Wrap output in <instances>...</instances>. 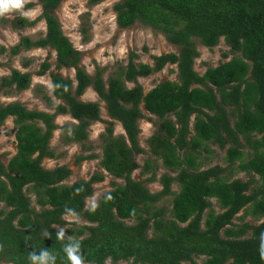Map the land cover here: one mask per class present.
Segmentation results:
<instances>
[{"label":"trees","instance_id":"16d2710c","mask_svg":"<svg viewBox=\"0 0 264 264\" xmlns=\"http://www.w3.org/2000/svg\"><path fill=\"white\" fill-rule=\"evenodd\" d=\"M62 1L38 0L45 35L34 42L22 39L12 49L14 55L20 48L50 49L56 54L57 69L73 68L75 80L51 75L53 98L61 103L53 115L28 111L19 103L0 106V127L9 118L17 127L15 155L6 166L0 160V204L4 205L0 264H30L28 253L43 247L56 255V264H68L62 248L67 240H58L56 233L68 226L63 218L69 215L86 224L65 230V237L81 241L85 264H196L201 258L202 264H264V221L258 226L246 222L264 219V0L117 3L118 28L139 23L158 30L180 51L154 57L153 66L130 61L107 83L100 72L91 78L78 67L79 53L53 15ZM5 23L0 17V24ZM221 39L233 59L207 68L203 75L196 73L197 44L212 50ZM166 65L177 67L178 83H161L146 95L140 86L126 88ZM48 70L44 64L39 76ZM30 86V74L14 70L1 79L0 94L4 89L21 93ZM90 88L105 104L109 119L124 131V136H114L112 129L106 130L100 160L101 168L123 185L114 184L112 192L86 209L93 185L103 182V177L94 175L89 181L65 186L71 171L65 166L46 170L42 161L54 157L49 141L57 130L56 116L69 115L75 122L61 128L70 144L85 142L90 125L101 121L99 103L79 101ZM142 109L160 121L148 142L150 152L174 175H162V190L155 194L131 178L140 168L136 157L143 154L138 142ZM208 145L226 150V168L201 170L196 154L208 152ZM86 160L77 158L78 163ZM236 165L238 172L248 176L247 182L231 179ZM149 169L146 163L142 172ZM155 179L153 174L148 182ZM173 184L179 187L177 193L171 192ZM25 189L33 194L39 211ZM167 197L173 198L171 209L158 208ZM212 200L219 213L213 210ZM241 212L243 216L236 219ZM45 233L51 238H45Z\"/></svg>","mask_w":264,"mask_h":264},{"label":"rangeland","instance_id":"374dc122","mask_svg":"<svg viewBox=\"0 0 264 264\" xmlns=\"http://www.w3.org/2000/svg\"><path fill=\"white\" fill-rule=\"evenodd\" d=\"M125 1L103 0L95 6H91L89 4L90 0H63L53 13L61 27L63 36L69 40L72 48L79 53L78 67L83 69L91 78L100 72L105 83L114 77L120 69L125 68L130 61L136 66H153L154 57L167 54L178 55L180 51L178 47L169 44L165 35L158 30L139 23L128 29L118 28L114 6ZM36 8L41 11L34 18L22 15V11ZM22 11L0 16L6 21L5 24H0V81L16 70L20 73L30 74L31 86L21 93H17L13 89H4L0 94V106L19 103L28 111H39L53 115L55 114V108L61 103L53 98L51 75L74 81L75 70L73 68L57 69L56 54L50 49L33 48L26 51L20 48L17 55L12 53V49L18 46L22 39L34 42L41 39L46 33L45 22L40 18L43 13L42 6L38 0H25ZM22 21H26V24H23ZM197 51L199 57L194 62V70L199 75H203L207 68L218 67L220 64L232 60L235 56L231 55L229 48L222 39L219 45L212 50L197 44ZM44 64L49 65V70L43 76H39ZM164 82L178 83L176 66L166 65L161 72L147 78H140L136 84H126V88L132 89L140 86L143 94L146 95L157 85ZM79 101L99 103L101 121L90 125L87 129L88 139L85 142L70 144L66 142V133L61 128L64 126L71 127L75 122L69 115L56 116L55 125L57 130L54 131L52 139L49 141V149L54 157L45 158L42 161V167L46 170L67 167L71 171V176L64 183L65 186H71L79 181H89L92 176L101 175L103 182L93 185V196L86 201V209H91L97 205L101 197L115 189L114 184L123 185V181L109 176L101 168L100 160L102 158V137L106 136V130L112 129L114 136H124V131L121 124L109 119L105 104L101 103L92 88L88 89L79 98ZM142 113L143 117L138 122V142L143 154L136 157V163L140 168L132 173L131 178L142 183L151 194H155L162 190L159 182L161 176L167 174L174 177V175L166 171L161 162L156 160L150 152L148 142L158 132L160 121L143 109ZM192 124L193 118L190 121L191 130ZM16 131L17 127L12 118L7 119L4 125L0 127V160L5 166L8 165L10 159L16 153ZM207 148L208 152L200 151L196 154L201 170L213 167L226 168V150H220L217 146L211 145H208ZM80 156L88 160L78 163L77 158ZM92 156L94 158L90 159L89 157ZM246 159L247 157H245ZM146 163L149 164L150 169L149 172L143 173L142 168ZM237 165L231 169V179L247 182L248 176L238 172L236 170ZM153 174L156 175V179L148 182ZM256 179L258 178L256 177ZM178 191V185L173 184L171 192L177 193ZM24 192L30 198L31 205L39 211V208L35 205L33 194L27 189ZM172 199V197L164 198L156 206L169 211ZM211 203L213 210L219 213L215 201L212 200ZM2 209H4V205L0 204V210ZM242 216L243 212L237 215L236 219ZM63 219L68 225L64 231L86 225L76 215L65 216ZM263 221L264 219L260 222L250 218L246 220L247 223L253 226H258ZM234 223L239 224L237 220ZM148 237H152L151 232L148 233ZM203 260L202 258L197 260L196 264H202ZM106 264H110V262ZM118 264H131V262H119Z\"/></svg>","mask_w":264,"mask_h":264},{"label":"clouds","instance_id":"9594fccd","mask_svg":"<svg viewBox=\"0 0 264 264\" xmlns=\"http://www.w3.org/2000/svg\"><path fill=\"white\" fill-rule=\"evenodd\" d=\"M25 0H0V16L8 15L15 11L24 9ZM40 9L22 11V15L34 18L40 13ZM45 238H51L50 233H45ZM58 240H67L63 244V253L68 264H85L84 255H82L81 241L72 239L70 236L65 237V231L59 230L56 233ZM56 255L48 248H41L39 251L32 250L28 253V261L30 264H56Z\"/></svg>","mask_w":264,"mask_h":264}]
</instances>
